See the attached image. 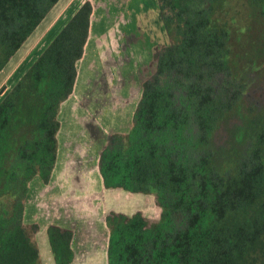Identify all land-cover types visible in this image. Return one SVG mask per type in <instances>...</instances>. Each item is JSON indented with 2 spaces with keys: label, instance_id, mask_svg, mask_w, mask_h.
<instances>
[{
  "label": "trees",
  "instance_id": "1",
  "mask_svg": "<svg viewBox=\"0 0 264 264\" xmlns=\"http://www.w3.org/2000/svg\"><path fill=\"white\" fill-rule=\"evenodd\" d=\"M58 1L0 0V73ZM228 2L159 0L170 43L144 83L132 131L111 135L100 170L107 186L159 188L162 212L155 222L141 213L110 218V264H264V92L250 97L258 91L247 76L264 65V32L235 55L230 24L220 18ZM247 5L253 24L264 28V0ZM92 10L85 2L24 74L32 82L56 76L59 104L40 139L27 122L35 102L19 93L0 103V130L26 137L20 153L17 144L7 148L13 139L0 140V264H41L23 222L25 200L37 172L48 181L53 169L58 111L73 92ZM9 112L20 120L10 123ZM191 124L193 153L175 139ZM164 130L173 137L169 147L151 137ZM16 154L22 168L13 164ZM50 237L59 264H69L72 233L53 228Z\"/></svg>",
  "mask_w": 264,
  "mask_h": 264
},
{
  "label": "crops",
  "instance_id": "2",
  "mask_svg": "<svg viewBox=\"0 0 264 264\" xmlns=\"http://www.w3.org/2000/svg\"><path fill=\"white\" fill-rule=\"evenodd\" d=\"M87 1L89 35L73 92L59 107L56 160L48 181L31 180L25 200L23 222L41 264H59L53 228L72 233L69 264H110V218L141 213L154 222L162 212L155 192L107 186L100 170L111 135L132 131L144 83L170 43L159 0H71L55 35Z\"/></svg>",
  "mask_w": 264,
  "mask_h": 264
},
{
  "label": "rangeland",
  "instance_id": "3",
  "mask_svg": "<svg viewBox=\"0 0 264 264\" xmlns=\"http://www.w3.org/2000/svg\"><path fill=\"white\" fill-rule=\"evenodd\" d=\"M70 1L71 0H59L51 8L49 13L41 22L40 26H38V28L25 41L20 50L13 56L8 65L0 73V103L4 100H7V102L10 104V102H13L14 98L19 93H21L26 102H35L36 108L34 109V114L27 119V122L30 123L29 128L32 131L34 138L36 139L35 141L40 139L38 136L39 133L45 131L44 121L50 118L48 117L47 113H49V115L53 118L56 114V109L59 104V98L57 94L58 86L55 82L56 76L54 75V77L52 76L50 79H44L38 82L25 81L22 79L27 70L32 66V64L38 59V57L44 52V50L51 44V42L55 38L56 30L65 20V8ZM250 15L251 13L247 5V0H229L224 11L220 15V18L222 20H227L230 24V48L235 55H241L242 52H244L248 48L251 35L259 33L261 34L264 32V28L261 26V24H253ZM247 76L250 78H254V88L256 87V91H258L255 92V94H250V97H256L257 99H259L264 92V65L255 68L254 73L248 74ZM23 101L24 100H20L19 105L17 106L20 108V111L25 110V107L22 104ZM247 107L248 105L247 103H245V106H242L239 113L245 114ZM11 114H14V112H9L8 114V121L10 123L20 120L19 114L14 115L15 117H10ZM17 131L18 130H12L10 128L1 129L0 140L3 144L7 139H13V144H8L7 148H11L12 150L15 146L13 149L14 151L17 150L16 146L18 145L20 146L18 151L20 153L22 150V145L24 144V142L20 140H25L26 137L15 134ZM151 137L156 139L157 141H161L162 144L166 147L172 145L173 137L167 130L152 134ZM175 137L180 145L186 141L185 147L188 149L189 153H193V151L195 150V135L193 124L187 127L180 135ZM220 139L222 140L224 139V137L221 136ZM32 141L33 139L30 138L27 142ZM175 145L178 144L176 143ZM15 159L16 160L13 164L17 168H22L23 163H21L20 155L16 154ZM16 167L14 168L16 169ZM40 174L41 172L39 171L37 172L36 176H40ZM151 188L157 195H161V190L159 188L152 186Z\"/></svg>",
  "mask_w": 264,
  "mask_h": 264
}]
</instances>
